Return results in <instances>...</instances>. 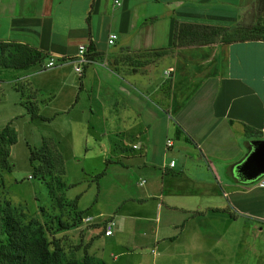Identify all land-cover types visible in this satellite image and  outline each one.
Instances as JSON below:
<instances>
[{"label": "crops", "instance_id": "crops-1", "mask_svg": "<svg viewBox=\"0 0 264 264\" xmlns=\"http://www.w3.org/2000/svg\"><path fill=\"white\" fill-rule=\"evenodd\" d=\"M116 1L0 0V43L47 54L40 69L66 63L75 71L78 47L86 46L92 59L64 108L84 92L85 122L109 118L133 139L116 158L121 172L138 179H123L133 191L106 218L115 225L97 258L264 264V187L235 172L251 141L264 140V39H220L262 21V0ZM179 24L191 25L186 31L199 40L204 28L194 26L221 34L180 44L173 38ZM49 58L55 65L44 68ZM34 67L18 72L28 78ZM66 69L47 73L60 87H75ZM246 128L255 135L247 137ZM97 228L93 240L103 235Z\"/></svg>", "mask_w": 264, "mask_h": 264}, {"label": "rangeland", "instance_id": "rangeland-1", "mask_svg": "<svg viewBox=\"0 0 264 264\" xmlns=\"http://www.w3.org/2000/svg\"><path fill=\"white\" fill-rule=\"evenodd\" d=\"M42 64L35 65L33 70L36 73L28 78L23 77L25 72L0 69V131L9 125L16 137L9 149L11 170L2 173L0 198L19 207L24 212V222L34 219L44 223L46 235L49 239L52 234L58 237L66 256L80 260L86 252L99 258L106 237L103 234L93 240L91 235L99 232V225L103 231L104 220L113 215L122 200L133 191L123 179H138L131 171L121 172V163L116 158L119 148L130 151L127 143L133 139L127 133H121L122 128L115 127V121L111 122L109 118L107 122L99 118L85 122L84 92L79 94L78 105L72 109L64 108L75 96L81 77L73 69H68L66 63L45 70L40 69ZM63 67L67 68L65 75L75 87H60L58 78L47 73ZM30 104L34 106L36 117H31L28 112ZM57 109H62L61 113ZM44 144L46 149L43 151H48L55 161L53 173L45 180L34 176L29 163V147L39 149ZM109 159L119 165L109 166ZM102 170L104 175L95 179ZM56 178L65 183L60 192L54 188ZM47 182L53 187L52 194ZM56 197L69 206H59ZM73 203L75 209L72 210ZM75 213H80L82 219L91 217V223L81 219L75 226L57 231L59 222L75 223ZM105 253L106 258L111 259L107 251Z\"/></svg>", "mask_w": 264, "mask_h": 264}, {"label": "trees", "instance_id": "trees-1", "mask_svg": "<svg viewBox=\"0 0 264 264\" xmlns=\"http://www.w3.org/2000/svg\"><path fill=\"white\" fill-rule=\"evenodd\" d=\"M264 0H262L263 4ZM262 12L264 13V4L262 5ZM191 27L189 24H179L175 26L173 38L177 43H191L193 41H212L221 29L209 26H194L204 28V33L200 35V40L196 39V33L191 34L186 31V28ZM190 35L186 37V35ZM221 40H252L264 39V18L257 22L250 28L236 30L230 33L227 38L220 37ZM47 54H43L26 44L19 43H0V69H12L16 71L27 70L37 64H41L46 58ZM87 59H92L91 55H86ZM31 117H36L34 106L30 104L28 109ZM178 132V131H177ZM255 131L249 128L245 129L247 137L255 135ZM16 142V137L13 130L6 125L0 131V184L2 185V173L10 171L9 163V149ZM248 143V142H247ZM45 144L39 149H32L29 147V163L33 167L34 176H39L46 179V176L51 175L52 168L55 166V161L45 152ZM59 158V157H58ZM60 160V159H59ZM104 170L95 175V179L103 176ZM59 177V176H58ZM54 188L60 192L65 188V183L61 178L54 179ZM50 194H52L53 187L47 182ZM62 197V196H61ZM60 197H56V202L59 206L69 204L62 203ZM63 200V197H62ZM64 202V200H63ZM75 209V204L70 206ZM77 221L72 225L62 224L59 222L57 231L69 229L81 222V214L75 213ZM24 212L19 210V207L13 206L7 199L0 198V264H104L98 258L92 257L86 252L79 260L75 257H68L64 254L59 245L58 237L52 234L49 239L46 235V228L44 223L29 219L24 222ZM74 217V218H75ZM106 220V219H105ZM104 234V232H103Z\"/></svg>", "mask_w": 264, "mask_h": 264}, {"label": "water", "instance_id": "water-1", "mask_svg": "<svg viewBox=\"0 0 264 264\" xmlns=\"http://www.w3.org/2000/svg\"><path fill=\"white\" fill-rule=\"evenodd\" d=\"M251 144L249 154L235 168L238 177L244 181H254L264 176V140H253Z\"/></svg>", "mask_w": 264, "mask_h": 264}, {"label": "built area", "instance_id": "built-area-1", "mask_svg": "<svg viewBox=\"0 0 264 264\" xmlns=\"http://www.w3.org/2000/svg\"><path fill=\"white\" fill-rule=\"evenodd\" d=\"M115 2H117V1L115 0ZM115 39H116V34H110L108 42L112 43ZM86 50H87V48L84 44L79 45V47H78V58L76 60L77 63L74 67L75 72H77L78 74L82 73V70H83L82 66L89 62V60L85 56ZM54 65H55V60L53 58H49L47 63L44 65V68H50ZM165 145H166V147H170L172 145L171 139H167L165 142ZM133 147L135 148L137 146L134 145ZM168 164H169V167H173L175 162H174V160H170ZM254 181L258 187H264V176H260V177L256 178ZM91 219H92L91 217H86L82 220L86 223H91ZM114 225H115V222L113 219L104 220V225H103L104 235H106V236L111 235Z\"/></svg>", "mask_w": 264, "mask_h": 264}]
</instances>
